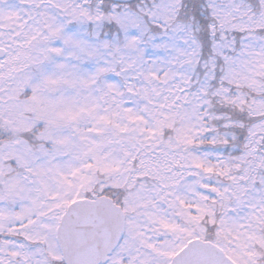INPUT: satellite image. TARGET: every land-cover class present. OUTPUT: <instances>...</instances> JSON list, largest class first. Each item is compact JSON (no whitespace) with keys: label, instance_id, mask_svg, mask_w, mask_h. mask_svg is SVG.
I'll use <instances>...</instances> for the list:
<instances>
[{"label":"snow or ice","instance_id":"6c2138e0","mask_svg":"<svg viewBox=\"0 0 264 264\" xmlns=\"http://www.w3.org/2000/svg\"><path fill=\"white\" fill-rule=\"evenodd\" d=\"M0 264H264V0H0Z\"/></svg>","mask_w":264,"mask_h":264}]
</instances>
